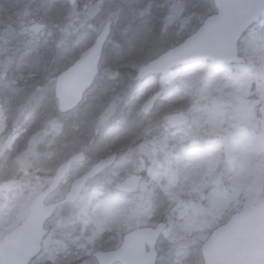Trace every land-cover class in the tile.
Wrapping results in <instances>:
<instances>
[{
  "label": "rangeland",
  "instance_id": "rangeland-1",
  "mask_svg": "<svg viewBox=\"0 0 264 264\" xmlns=\"http://www.w3.org/2000/svg\"><path fill=\"white\" fill-rule=\"evenodd\" d=\"M113 13L107 10L95 20L94 27H99L97 35L106 24L103 21L114 18ZM114 42L113 38L109 43L115 46ZM239 48L246 60L245 67L236 66L231 71L204 63L162 77L160 88L165 104L175 102L180 90L201 97L185 116L191 128L188 131L165 128L157 141L140 149V157L132 156L131 162L128 158L114 167L113 171L117 172L114 178L121 177L119 172L127 167L129 172L123 179L131 174L145 175L138 196L106 194L104 185L95 182L86 189L76 207L60 209L47 224L50 234L38 263L96 264L85 256L93 250L119 248L126 233L156 226L157 219L167 212L170 204L182 205V196H193V199L199 197L203 205L184 206L177 217L180 221L176 229L167 223L168 229L157 248L158 264H201L197 253L202 245L197 242V234L205 228H218L229 214L245 212L264 201V18L249 31ZM225 77H231L234 82L224 83ZM4 80V76L0 77V89ZM253 82L257 84L253 86ZM252 94L257 97L256 109L236 105V99H249ZM87 101L74 115L53 119L46 115L43 96L28 114L33 118L41 116V121L29 146L20 153H16L12 131L16 124L2 137L0 117V183L34 169L55 172L58 155L45 151L47 137L53 133L54 141L60 133L91 132L95 128L94 119L90 123L88 120L94 113ZM223 107L226 109L222 110ZM258 117L261 122L259 131L255 132L253 124ZM193 136L197 139L192 140ZM192 145L200 148L191 149ZM88 165L89 162L85 166L77 165V174ZM104 178L102 182L109 175ZM72 181L73 176L48 203L62 200ZM50 182L49 178L35 176L0 196V241L25 221L32 201ZM75 212L79 216L73 218ZM178 235L183 238L176 241ZM203 238L202 235L200 239ZM83 258L87 260L81 262Z\"/></svg>",
  "mask_w": 264,
  "mask_h": 264
},
{
  "label": "trees",
  "instance_id": "trees-1",
  "mask_svg": "<svg viewBox=\"0 0 264 264\" xmlns=\"http://www.w3.org/2000/svg\"><path fill=\"white\" fill-rule=\"evenodd\" d=\"M107 10L114 12V18L106 19L103 23L113 24L110 41L114 38L115 46L107 44L99 77L85 98V101L89 98L94 113L88 121L90 123L94 119L95 128L87 134L79 130L56 134L54 141L52 133L46 141L45 151L58 155L54 165L56 168L73 155L85 153L90 165L82 167L78 174L77 171L71 174L70 178L73 176V179L85 174L96 162L113 155L118 156V165L128 158L131 162L132 156L140 157L142 147L157 141L161 131L173 126L168 121L170 115L178 113L187 117L189 108L194 109L200 97L184 94V90H180L175 102L165 104L162 99L145 117L140 112L141 107L146 99L162 91L163 76L140 85L136 84L135 78L140 68L181 45L200 28L206 18L215 14L214 5L209 0H0V77L5 78L0 89L1 136L8 134L16 124L12 129L16 153L23 152L34 136L41 116L33 118L28 114L43 96L48 118L68 116L60 115L57 110L54 97L56 78L93 45L99 30V27H94V22ZM223 68L233 71L236 66ZM179 70L188 68L176 69L175 72ZM228 82L234 81L231 77H225L224 83ZM253 84L255 86L257 82ZM249 99L254 104L257 97L252 94ZM79 109L71 114L74 115ZM193 137L192 140L197 139ZM190 148L200 147L192 145ZM114 169L103 173L92 184L98 182L104 185L106 194L120 196L113 192V186L129 172V167L120 171L121 177L116 178ZM107 175L109 178L102 182ZM35 176L52 179L54 172L34 169L14 178L9 177L7 181L15 180L20 185ZM192 197L182 196V205L170 204L157 222L169 223L176 229L180 221L177 217L184 206L203 205L199 197ZM232 215L229 214L219 225L225 224ZM75 216H79V213L75 212L73 218ZM209 223L210 219H207L206 224ZM214 229L205 228L203 233L200 231L197 234L199 245L207 240ZM202 235L204 238L200 239ZM178 236L176 241L183 238L182 235ZM95 251L85 257L93 260ZM197 257L203 264L199 258L200 247ZM40 258L32 264H57L50 261L38 263ZM86 260L83 258L81 262Z\"/></svg>",
  "mask_w": 264,
  "mask_h": 264
},
{
  "label": "water",
  "instance_id": "water-1",
  "mask_svg": "<svg viewBox=\"0 0 264 264\" xmlns=\"http://www.w3.org/2000/svg\"><path fill=\"white\" fill-rule=\"evenodd\" d=\"M216 14L205 19L201 27L181 45L143 66L135 81L143 82L161 76L176 68L211 63L217 66L246 64L240 55L239 44L243 37L264 17V0H210ZM112 35V24L101 30L93 45L55 83L58 112L67 115L77 110L94 86L100 71L105 47ZM161 93L148 100L141 113L149 116ZM239 106H250L251 100L236 99ZM178 126H187L178 115L170 118ZM261 119L253 124L259 131ZM117 155L96 163L89 172L76 179L69 192L59 203L47 204L66 181L72 167L86 161L84 153L62 163L48 187L33 200L25 221L0 241V264H31L39 257L48 235L47 223L63 206L76 205L88 184L111 168ZM143 176L132 175L118 183L114 190L125 195L139 192ZM17 182L0 184V196L15 188ZM167 224L155 228H142L126 234L120 248L111 252L99 251L94 255L98 264H157V246ZM204 264H264V202L243 213L234 214L229 221L217 228L201 247Z\"/></svg>",
  "mask_w": 264,
  "mask_h": 264
},
{
  "label": "flooded vegetation",
  "instance_id": "flooded-vegetation-1",
  "mask_svg": "<svg viewBox=\"0 0 264 264\" xmlns=\"http://www.w3.org/2000/svg\"><path fill=\"white\" fill-rule=\"evenodd\" d=\"M172 127H174V128H176V129H178V130H180V129H186L187 131H188V129H189V126L188 127H179V126H172ZM78 170V168L76 169V166H73V168H72V174L75 172V171H77ZM143 175V174H142ZM145 177V176H144ZM78 178V177H77ZM73 183V182H72ZM49 234H50V231H49Z\"/></svg>",
  "mask_w": 264,
  "mask_h": 264
}]
</instances>
